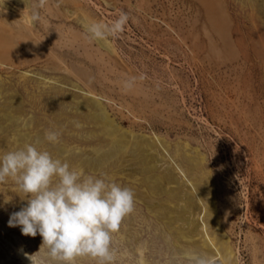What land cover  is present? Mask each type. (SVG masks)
Returning <instances> with one entry per match:
<instances>
[{"label":"rangeland","instance_id":"1","mask_svg":"<svg viewBox=\"0 0 264 264\" xmlns=\"http://www.w3.org/2000/svg\"><path fill=\"white\" fill-rule=\"evenodd\" d=\"M25 1L0 0V154L32 145L91 170L82 176L96 170L133 187L112 264H189L192 253L264 264V25L254 9L243 0H47L34 24L35 0ZM120 12L129 21L117 37L87 38L85 25ZM71 150L98 158L62 157ZM132 151L152 156L138 160L140 177L119 171ZM156 163L164 167L152 175ZM176 184L189 195L160 187ZM5 191L24 196L11 178L0 198ZM2 234L0 264H32L40 235Z\"/></svg>","mask_w":264,"mask_h":264},{"label":"clouds","instance_id":"2","mask_svg":"<svg viewBox=\"0 0 264 264\" xmlns=\"http://www.w3.org/2000/svg\"><path fill=\"white\" fill-rule=\"evenodd\" d=\"M47 0H35L30 19L36 24L42 20L40 9ZM129 21L125 12L109 23L93 22L85 25L89 40L117 37ZM135 78L124 81V88L133 87ZM49 142H57L59 134L48 131ZM11 178L24 193L27 201L8 220L9 227H20L24 236L42 237L44 257L32 264H72L77 257L96 258L99 264H112V234L125 216L134 210V192L115 182L70 170L67 163L53 159L47 151L32 145L11 151L0 157V183ZM189 264H213L210 257L187 254Z\"/></svg>","mask_w":264,"mask_h":264},{"label":"water","instance_id":"3","mask_svg":"<svg viewBox=\"0 0 264 264\" xmlns=\"http://www.w3.org/2000/svg\"><path fill=\"white\" fill-rule=\"evenodd\" d=\"M243 1H245L244 4H246L248 6H251V8L254 9V11L261 18L262 23L264 25V0H243ZM45 143L47 144V146L49 145V142H45ZM61 147H62V145H57V149L58 148L60 149ZM8 152H11V151L8 150ZM8 152L5 151V152L1 153L0 157H2L3 155H5ZM130 153L131 154H130L129 157H127V160L124 161L123 163H121L119 171L120 172H124V173L131 172L133 177H140V175H141L140 172L143 171V170H140L141 169L140 168V164L141 163L138 162V160H140L141 158H145L147 156L146 154H148L149 152L148 153L142 152V154H143V155L141 154L142 156L140 155V153L138 151H132ZM149 156H151L150 153L148 154L147 157H149ZM62 157H65V158L66 157L67 158L68 157H75V158L77 157V158H80L82 160V162H88V163H91V162H93V160L95 161L98 158L96 153L89 152V151H84V150H81V151H78V152H75V151L71 150V151L66 152L65 154H62ZM150 158H152V156ZM154 159H156V158L154 157ZM156 165H152L150 167L151 168L150 171L152 172V175L156 174V172H158V171L160 172L162 170V168L164 167V166L161 165V163H158V164L156 163ZM90 171H91L90 169H84V171H82L81 173H86V172H90ZM92 172H98L99 173V175L96 178L107 179V178H105L102 175L103 173L101 174V172H99V171L95 170V171H92ZM173 175L176 177V179L178 181L179 177L177 176V174L176 175L173 174ZM178 185H179V183H178ZM121 187L133 188V187H129V186L125 185V184L121 185ZM160 187H161V189L163 188L162 190H164L166 192L171 191V193L173 192L176 195L177 194L178 195L181 194L182 196L183 195L187 196L190 193L189 188H186L185 186L183 187L182 185L179 186L181 191L178 189L177 184H176L175 188H171V187L169 188V186L168 187H164L163 185H161ZM3 193L5 194L6 198H0V229H1L0 236H4L2 234L3 232L10 231V230L16 228V227H9L8 223L6 225V223L2 219H7L6 221H8L9 218H10V215L13 212L19 211L27 203L26 199H24L25 196H23L22 194H11L8 191H5ZM158 199H160V198H157L156 196L151 198V200L154 203H157ZM12 200H15L16 204H13ZM176 207L179 208L180 206H178V204H173V207L169 206V210H170L171 214L173 213V211H174V209ZM141 208L143 209L142 203H141ZM4 214H7V215L5 216ZM2 216L5 217V218H1ZM4 227H6V228H4ZM132 228L136 229L134 225H132ZM4 238H6V236H4ZM39 238L42 239L41 236ZM176 259H179V258H176ZM183 261H184V259H183Z\"/></svg>","mask_w":264,"mask_h":264},{"label":"bare ground","instance_id":"4","mask_svg":"<svg viewBox=\"0 0 264 264\" xmlns=\"http://www.w3.org/2000/svg\"><path fill=\"white\" fill-rule=\"evenodd\" d=\"M16 1H20V2H24V3H26V1L25 0H16ZM3 17V16H2ZM96 114L101 118V119H103L104 120V123H106L107 121H108V119H107V117H106V114H105V112H104V110L102 109V108H97V110H96ZM130 156V154H127L126 155V157H129ZM145 229V228H144ZM183 234V233H182ZM158 243V242H157ZM148 258V257H147ZM156 258V257H155Z\"/></svg>","mask_w":264,"mask_h":264}]
</instances>
